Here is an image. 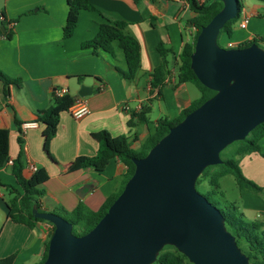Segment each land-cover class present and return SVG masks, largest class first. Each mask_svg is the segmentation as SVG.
<instances>
[{"label": "crops", "instance_id": "1", "mask_svg": "<svg viewBox=\"0 0 264 264\" xmlns=\"http://www.w3.org/2000/svg\"><path fill=\"white\" fill-rule=\"evenodd\" d=\"M88 1L96 10H80L73 34L64 38L67 0H0V12L7 20H15L10 24L11 38L0 36V71L21 79V86L9 84L7 93L0 80V128L9 131L11 160L19 151L16 139L18 127L21 129L24 176L32 173L31 167L47 171L48 180L43 184L46 194L39 199L45 211H70L80 201L89 209L98 210L116 189L126 170L116 157L95 168L68 170L77 156L96 153L98 143L91 132L106 130L112 136L125 135L131 147L138 149L154 131L157 119L176 118L200 96L192 83L176 81L178 55L194 31L191 19L195 14L186 0ZM241 3L237 20H248L244 28L237 27L235 22L230 35L223 32L219 36V42L225 41L227 47H236L253 37L264 39V1ZM104 16L125 21L127 32L139 42L140 67L132 80H125L118 73V69H126V62L116 42L114 55L81 47L82 42L95 35L99 23L105 21ZM160 42L172 50L168 56L170 74L159 88H153L150 73L160 62ZM79 75L82 78L78 79ZM81 87L90 92L79 95ZM60 89L71 95L74 102H84L89 112L79 118L69 111L62 112L51 135L49 126L36 122L35 113L47 108ZM144 110L146 121L132 117ZM130 120L132 124L128 125ZM25 123L31 125L24 126ZM48 137L50 156L44 151ZM258 144L260 152L245 154L239 164L249 179L264 187V137ZM0 182L17 186L8 163L0 167ZM4 192V186H0V258L14 255L12 264H38L51 225L39 221L30 228L12 222L7 218ZM239 197L241 202L232 201L238 211L247 219L264 224V195L244 190Z\"/></svg>", "mask_w": 264, "mask_h": 264}, {"label": "water", "instance_id": "2", "mask_svg": "<svg viewBox=\"0 0 264 264\" xmlns=\"http://www.w3.org/2000/svg\"><path fill=\"white\" fill-rule=\"evenodd\" d=\"M238 1L221 0L190 54L195 76L215 93L145 156L132 159V175L96 224L75 235L61 215L32 207L34 217L54 227L41 264H152L166 245L192 264H248L221 211L196 189L203 169L221 163L227 145L264 121V46L223 47L217 41L238 13ZM89 92L81 87L78 94Z\"/></svg>", "mask_w": 264, "mask_h": 264}, {"label": "trees", "instance_id": "3", "mask_svg": "<svg viewBox=\"0 0 264 264\" xmlns=\"http://www.w3.org/2000/svg\"><path fill=\"white\" fill-rule=\"evenodd\" d=\"M135 2L138 0H134ZM264 1V0H261ZM191 11L194 12V17L191 19V24L194 27L193 35L190 41L186 42L179 55V64L176 70L177 83L189 82L197 87L200 92L199 98L193 100L190 105L180 112L174 118L160 117L155 122L154 131L146 138L144 144L134 149L131 147L128 138L125 135L112 136L106 130L91 132V137L97 141L98 149L94 155L77 156L68 167L69 171H74L82 168H95L109 158H118L125 166L126 170L121 175L116 189L102 203L98 210H91L81 201L70 211L55 208L52 211L61 215L67 221L72 223V233L82 235L89 231L96 222L106 212L110 204L122 191L126 181L134 171L133 158H140L146 155L148 150L167 133L168 129L180 122L186 114L198 107L202 102L211 97L215 91L205 87L195 76L190 67V54L194 48V41L199 33L200 28L205 25L222 7L221 0H186ZM68 12L65 23L63 25V37H70L77 25L79 12L82 9L96 10L88 0H67ZM242 8L241 0L238 1V13L235 17L229 19L222 27L218 35L225 32L231 34L232 26L237 21L240 10ZM30 12V11H28ZM105 21L99 23L95 35L82 42V48H90L96 53L98 49L106 51L111 55L113 52V42L122 50L126 62V69H118L119 75L125 80H132L140 67V46L138 40L129 32H127V23L123 20L111 19L104 16ZM15 20H7L5 15L0 12V36L9 39L12 36L10 24ZM252 43L264 44L263 38L253 37L239 43L236 47H245ZM221 45V44H220ZM261 45V44H260ZM222 46V45H221ZM227 47V46H226ZM157 51L160 56L159 64L151 71L150 85L153 88H159L170 74L168 56L172 53L170 47H166L161 42L157 45ZM78 79L82 75L77 76ZM0 80L4 85V93H7V86L14 84L17 87L21 86V79L9 77L0 71ZM74 103V98L68 93L54 96L51 104L42 110L35 113L36 122L43 123L52 129L51 135L58 125L59 117L62 112L68 111V108ZM147 111H142L139 114H132V117H137L140 121H146L145 114ZM132 121H128L131 125ZM264 137V121L256 125L243 139L234 141L235 148L232 151V156L223 158L222 151L220 152L221 163L207 166L196 180V189L204 180H208L210 188L203 195L214 204L223 214L226 229L235 237L236 244L241 251L248 257V264H264V224L261 221L249 220L238 211V207L234 202L228 201L224 197V193L220 187V178L226 175H232L240 190L251 191L257 194L264 195V187L258 185L253 180L249 179L240 167V158L245 154L252 152H260L258 141ZM17 143L19 151L11 160L10 171L16 180L17 186L3 184L8 196L4 202L7 208V218L12 222L24 224L32 228L36 222L45 221L32 215V207L36 206L39 211H45L39 204V199L46 194L43 184L48 180V173L43 168H36L28 177L23 174V162L21 159L22 152V131L18 127ZM50 137L44 141V151L50 156L49 152ZM227 145L226 147H228ZM225 147V148H226ZM224 148V149H225ZM9 160V131L6 128H0V167L6 164ZM51 232L45 243L42 259L38 264H41L47 254V245ZM14 255L0 258V264H12ZM188 261L186 256L180 253L171 245L164 246L158 253L155 261L152 264H185Z\"/></svg>", "mask_w": 264, "mask_h": 264}, {"label": "rangeland", "instance_id": "4", "mask_svg": "<svg viewBox=\"0 0 264 264\" xmlns=\"http://www.w3.org/2000/svg\"><path fill=\"white\" fill-rule=\"evenodd\" d=\"M220 44L223 46V47H226L225 45V41H220ZM261 46H264V44L260 43ZM235 148V144H231L229 145L228 147H226L225 149L222 150V157L223 158H227V157H231L232 155V151L234 150ZM220 187H221V190L223 191L224 195H225V198L229 201H233V200H239L241 202V199L239 197V195L241 194V191H244V190H240L235 182V179L232 175H226L224 176L222 179H221V182H220ZM210 188V185H209V182L208 180H204L202 181V183L198 186V191L201 193V194H204L207 192V190ZM5 194V198L8 196L7 194V191L4 192ZM185 264H192L191 262L189 261H186Z\"/></svg>", "mask_w": 264, "mask_h": 264}, {"label": "built area", "instance_id": "5", "mask_svg": "<svg viewBox=\"0 0 264 264\" xmlns=\"http://www.w3.org/2000/svg\"><path fill=\"white\" fill-rule=\"evenodd\" d=\"M198 1H203V0H198ZM247 17H243L239 20L236 21V26L239 28H244L247 23ZM228 47H233L231 44L228 45ZM66 91L64 89H60L57 91L56 95H62ZM68 111L75 117L79 118L82 117L83 115L87 114L89 112L86 104L82 101H76L74 102L69 108ZM156 122V121H155ZM31 123H25L24 126H29ZM8 164H11V159L8 160ZM35 167H31L32 172L35 170Z\"/></svg>", "mask_w": 264, "mask_h": 264}]
</instances>
